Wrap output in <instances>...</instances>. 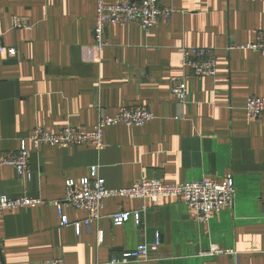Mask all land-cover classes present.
Instances as JSON below:
<instances>
[{
    "label": "crops",
    "instance_id": "0c3cea01",
    "mask_svg": "<svg viewBox=\"0 0 264 264\" xmlns=\"http://www.w3.org/2000/svg\"><path fill=\"white\" fill-rule=\"evenodd\" d=\"M159 4L173 9L169 20L148 33L136 23L107 25L106 45L98 50L96 0H0V47L14 50L0 52V155L24 145L31 172L22 180L12 166H0V196L40 201L0 216V264L106 263L153 243L156 233L161 244L150 259L127 264H264V115L248 120L244 110L249 98L264 97V59L226 50L264 30V0ZM13 17L32 28L13 29ZM180 47L211 50L216 76L194 77L182 69ZM171 76H185V104L171 95ZM123 106H145L153 119L140 128H105L101 152L91 146L33 149L26 141L36 128L90 132L101 115L113 116ZM91 166H98L108 189L141 179L182 184L230 175L235 203L199 224L181 198L107 199L100 218L78 234L74 225L88 213L64 206L69 225L62 226L52 203L63 200L66 181L77 183ZM143 206L144 228L111 223L113 214Z\"/></svg>",
    "mask_w": 264,
    "mask_h": 264
},
{
    "label": "built area",
    "instance_id": "2783aa9c",
    "mask_svg": "<svg viewBox=\"0 0 264 264\" xmlns=\"http://www.w3.org/2000/svg\"><path fill=\"white\" fill-rule=\"evenodd\" d=\"M173 13L172 8H163L159 0H119L114 4H107L105 0H96L95 22L92 28L94 44L98 50L105 47L103 35L107 25L138 24L148 33L160 20H169ZM13 29L30 30L32 25L22 18L11 19ZM227 51H253L264 59V30L258 31L254 40L246 44H230ZM0 52L14 55L11 48L0 47ZM180 66L191 76L212 78L217 74L216 57L209 49L198 47H180ZM171 95L181 104L187 100V84L185 76H171L169 79ZM245 116L248 120H258L264 115V97H251L245 106ZM153 119V114L145 106L121 107L113 116L101 115L94 128L90 131L74 127H63L57 130L36 128L26 141L33 149L42 146L69 147L91 146L96 152L104 149L103 131L107 127L124 124L131 128H140ZM12 166L20 179H29L31 176L29 165V152L22 145L21 149L12 155H0V166ZM236 190L232 176H226L220 182L200 180L194 183L165 184L159 180L141 179L130 187L123 189H108L105 181L98 174V166H91L88 174L77 183L73 180L65 182V195L63 200L53 202L57 208L62 226H68L62 208L71 207L84 210L88 218L74 227L79 234L82 226L86 229L90 224L100 218L103 203L107 199H136L157 203L163 199L181 198L187 208L194 213V219L199 224L209 223L212 216L219 214L226 208H233ZM40 201L21 196L9 198L0 196V216L6 212L24 209L39 205ZM143 206L139 210L118 212L110 216L111 223L120 226L132 221L137 228H144L142 217L146 212ZM103 233L98 234V242L102 243ZM161 244V236L156 233L154 242L142 244L130 252H125L118 257H112L106 263L97 264H127L130 262L141 263L150 259L151 253L156 252ZM35 264H65L61 259L44 260Z\"/></svg>",
    "mask_w": 264,
    "mask_h": 264
},
{
    "label": "water",
    "instance_id": "95a60500",
    "mask_svg": "<svg viewBox=\"0 0 264 264\" xmlns=\"http://www.w3.org/2000/svg\"><path fill=\"white\" fill-rule=\"evenodd\" d=\"M17 60L16 59H13L11 61H8V63H15Z\"/></svg>",
    "mask_w": 264,
    "mask_h": 264
}]
</instances>
